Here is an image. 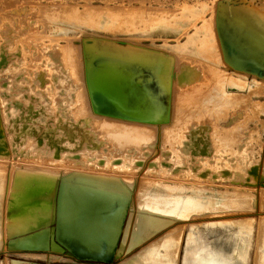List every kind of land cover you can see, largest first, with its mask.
Instances as JSON below:
<instances>
[{
  "label": "bare ground",
  "instance_id": "6f19581e",
  "mask_svg": "<svg viewBox=\"0 0 264 264\" xmlns=\"http://www.w3.org/2000/svg\"><path fill=\"white\" fill-rule=\"evenodd\" d=\"M16 11L13 21L0 25V161H8L0 162V179L8 178L0 187L1 193L7 192L0 203V252H63L69 260L40 258L62 264H113L147 242L120 264H240L228 262L222 250L208 246L185 222L212 209L240 210L249 205L250 211L256 206L251 192L238 187H225L219 203L218 197L207 194H214L209 185L215 177L229 186L264 189L257 178L263 169L250 166L259 160L247 139L238 140L237 147L226 140V133L222 144L217 142L211 134L212 120L198 116L194 96L187 98L193 86L180 90L165 81L138 82L128 66L109 73L90 67L96 61L81 55L96 52L82 41L74 48L80 56L75 68L62 60L59 69H53L47 59L36 60L34 50L28 57L6 55L7 36L34 32L40 20L31 10L22 23L19 15L25 9ZM197 32L201 27L196 24L191 30L178 28L176 45ZM95 37L99 43L101 38ZM34 62L40 64L28 66ZM73 70L80 83L71 77ZM223 71L228 72L226 67ZM192 76L193 72L174 71L169 78L187 86L203 80L190 81ZM199 89L204 94L202 86ZM122 143L128 146L123 152ZM16 163L40 166H9ZM93 171L101 174L89 173ZM102 172L146 175L157 181L136 184L133 177L125 181L103 177ZM158 178L192 184L171 190ZM260 218L264 227V215ZM177 221L182 225L169 228ZM174 231L179 232L177 240ZM258 259L264 264V252Z\"/></svg>",
  "mask_w": 264,
  "mask_h": 264
},
{
  "label": "rangeland",
  "instance_id": "374dc122",
  "mask_svg": "<svg viewBox=\"0 0 264 264\" xmlns=\"http://www.w3.org/2000/svg\"><path fill=\"white\" fill-rule=\"evenodd\" d=\"M19 8L25 9L19 15L22 23L28 18L27 12L35 10L31 13L40 19L37 21L38 28L34 32L25 31L7 36L10 42L3 46L6 55L12 53L18 55L13 58L28 57L30 51L34 50L35 59H47L46 63L53 69H59V62L62 63V60L66 65L75 68V59L80 56L73 53L74 48L83 42V45L91 47L96 53L94 56L86 53L81 55V58H93L96 62L89 66L100 68L102 72H120L121 66H128L131 68L129 73L138 79V82L165 81L180 90H190L193 86L187 98L194 96L198 116L212 120L211 134L213 133L215 140L222 144L227 135L226 140L238 147V140L247 139L252 155H258L256 157L259 160L250 166L258 164L257 168L263 169V173L257 175V178L264 183V0H0V25L13 21V14L18 13L15 10ZM41 18H45L44 21ZM50 21L55 24L51 25ZM194 24L201 27V32H197L188 42L181 38L180 43L176 45L177 29L184 27L191 30ZM42 29L52 35L40 32ZM95 36L101 38L99 43L94 40ZM151 58L156 62H149ZM37 64L40 63H29L28 66ZM225 67L228 72L223 71ZM174 71H184L186 74L193 72V79L190 81L200 80L201 77L203 80L188 86L175 84L176 82L169 78ZM73 74H76V70L70 73L76 80ZM181 77V80H184L185 75ZM76 81L80 83L79 80ZM199 86L203 88L202 95L199 94ZM231 119L232 122L229 123ZM120 146L122 152L128 148L124 143ZM120 155L121 153H117L115 156ZM21 165L40 166L28 163L9 166L13 168ZM45 168L52 171L65 169ZM89 173L101 174L98 171ZM102 175L111 176L104 172ZM112 176L125 181L134 178L136 184L157 181V178L146 175H130L133 177L131 179L124 172ZM1 179L0 187H3L8 178ZM161 182L171 190L178 187L189 188L192 184L189 181L170 179H162ZM225 182L215 177L209 185L214 194L211 191L207 194L218 197L216 203H219V197L225 187H238L251 192L256 206L250 211L249 205L248 208H241L243 210L229 208L205 211L204 216L185 222L187 228L191 225L208 246L222 250L228 262L259 264L258 258L264 252V245H260L264 240L263 237V240L260 238L264 227L259 222L261 214L264 215V189L249 185L229 186ZM1 192L0 203H4L7 192ZM182 223L177 221L169 228ZM259 226H262V234ZM167 229L155 234L150 241L165 233ZM174 232L177 240L180 238L179 232ZM142 246L115 260L113 264H120L125 257L130 258ZM42 255L70 259L63 252L6 249V252H0V264H62L58 260L42 259Z\"/></svg>",
  "mask_w": 264,
  "mask_h": 264
}]
</instances>
